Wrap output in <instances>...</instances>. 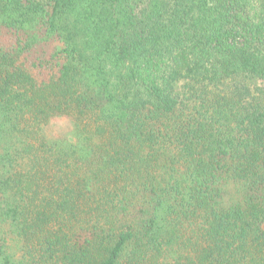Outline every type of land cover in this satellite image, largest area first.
Masks as SVG:
<instances>
[{
	"label": "trees",
	"instance_id": "trees-1",
	"mask_svg": "<svg viewBox=\"0 0 264 264\" xmlns=\"http://www.w3.org/2000/svg\"><path fill=\"white\" fill-rule=\"evenodd\" d=\"M0 264H264V0H0Z\"/></svg>",
	"mask_w": 264,
	"mask_h": 264
},
{
	"label": "rangeland",
	"instance_id": "rangeland-1",
	"mask_svg": "<svg viewBox=\"0 0 264 264\" xmlns=\"http://www.w3.org/2000/svg\"><path fill=\"white\" fill-rule=\"evenodd\" d=\"M56 129H59L58 131L62 130V127L59 125V126H56L55 127Z\"/></svg>",
	"mask_w": 264,
	"mask_h": 264
}]
</instances>
